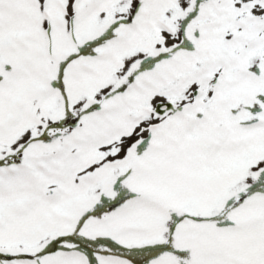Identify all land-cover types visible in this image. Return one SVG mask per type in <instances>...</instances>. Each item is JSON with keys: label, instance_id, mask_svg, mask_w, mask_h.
<instances>
[{"label": "snow or ice", "instance_id": "1", "mask_svg": "<svg viewBox=\"0 0 264 264\" xmlns=\"http://www.w3.org/2000/svg\"><path fill=\"white\" fill-rule=\"evenodd\" d=\"M0 264H264V0H0Z\"/></svg>", "mask_w": 264, "mask_h": 264}]
</instances>
